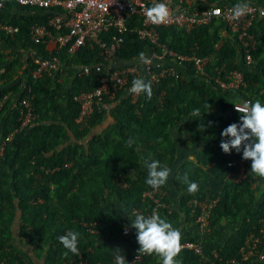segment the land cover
<instances>
[{"label": "trees", "instance_id": "16d2710c", "mask_svg": "<svg viewBox=\"0 0 264 264\" xmlns=\"http://www.w3.org/2000/svg\"><path fill=\"white\" fill-rule=\"evenodd\" d=\"M255 1L264 9V0ZM209 2L234 6L240 0ZM50 16L45 10L20 8L12 0H5L0 9V23L17 27L19 32L12 39L0 33V38L34 49L29 29L33 24H46ZM126 23L124 42L115 55L121 62L138 59L139 53L146 54L149 49L146 43L137 41L133 32L140 26L138 18L130 17ZM212 28L211 24L190 33L176 28L158 30L159 42L177 54H190L189 50L196 46L197 56L209 60L206 71L211 83L198 78L191 66L182 67L177 76L164 79L156 89L152 88L151 99L143 93L132 104L124 92H119L115 106L108 113L95 109L85 125L75 122L79 105L72 97L93 91L105 77L104 69L97 72L93 68L103 63L97 47L86 44L72 56L65 49L53 52L64 65L35 81L30 78L33 66L29 65L26 87L30 93L27 89L21 94L15 89L14 93L17 102L24 97L29 99L36 117L34 125L6 143V137L20 126V116L17 105L9 110V100L0 107V264H35L43 253V264L81 261L113 264L116 254L125 256L127 262L132 259L138 252L121 244L123 225L111 215L107 202L115 196L129 212L152 205L141 198L143 192L152 188L146 183L147 176L131 175L140 173L141 153L172 170L171 182L178 191L186 193L181 203L186 219L194 222L197 215H190L186 207L191 199L208 203L219 200L211 212L210 230L228 222L234 223L233 230L224 243L214 242L211 233L205 237L204 254L211 262L215 260L214 253L223 261L238 258L246 238L257 233L259 222L264 221V177L251 173V161L242 159V150L223 152L221 133L230 124L240 122V114L232 108L234 104L256 100L264 104V18L253 22L249 30L257 44L251 51L253 63L249 66L242 59L241 45L234 43L233 38L225 39L222 47L214 49ZM37 54L50 58L41 47ZM16 65L0 53V83L12 77ZM79 66L92 69L89 74L79 76ZM220 66L225 71L241 72L246 88L220 91L212 80L216 75L214 68ZM160 91L164 96L158 103L156 97ZM4 94L6 91L0 92V103ZM108 117L112 122L105 134L91 139V129L104 124ZM185 121L188 137L186 134L182 141L178 128ZM129 139L133 141L131 146ZM185 143L198 146L194 154L196 163L178 165L179 148H184ZM234 160L242 161L246 179L239 184H227L223 182L228 170L226 164ZM211 163L214 165L210 166ZM66 164L70 166L64 167ZM185 174L190 182L199 185L196 193L189 194L188 185L180 179ZM118 178H123L128 187L119 186L115 182ZM159 189L164 191L166 186ZM103 203L107 204L106 210H101ZM158 213L173 225L178 221V215L166 208ZM92 224L96 233L88 230ZM16 230L18 243H24L32 254L16 244L13 238ZM70 230L80 234L79 255L65 249L58 239ZM197 238L188 235L181 243L194 242ZM176 259L180 264H201L198 256L186 250ZM139 264H162V261L155 254L144 255Z\"/></svg>", "mask_w": 264, "mask_h": 264}, {"label": "built area", "instance_id": "2783aa9c", "mask_svg": "<svg viewBox=\"0 0 264 264\" xmlns=\"http://www.w3.org/2000/svg\"><path fill=\"white\" fill-rule=\"evenodd\" d=\"M5 0H0V9L3 8ZM15 6L23 8L59 10L48 19L47 25L54 28L58 34L52 36L44 26L34 25L29 29L30 41L39 45L44 39L54 40L60 50L65 49L67 54L73 55L82 46L89 44L90 47H97L99 56L103 63L93 66L95 71L105 70V77L100 80V85L91 92L80 93L72 97L73 101L79 105V115L75 122L85 125L91 118L94 110H105L109 112L117 102L119 92H124L126 98L132 104L139 100L140 95L131 94L129 89L135 78L142 77L146 82L151 83V87L156 89L162 80L171 76H177L179 68L191 66L195 75L203 80H208L209 75L206 71L208 59L199 57L196 49L191 50L188 55H180L169 50L164 44L159 42L158 30L163 28H176L186 33L203 27L213 25L215 20H222L227 33L236 43L241 45L242 59L245 65L253 63L251 51L256 48L254 36L249 32L251 25L256 20L264 18V9L255 0H246L249 4L248 14L233 19L231 10L233 6L227 4H214L204 9L194 11H184L180 6H174L172 0H12ZM156 3H166L171 12V18L164 24H153L146 17L148 8ZM130 17L138 18L140 26L133 32L139 42L146 43L149 47L145 54L151 59V63L144 65L138 59L129 62L117 61L115 55L124 42V35L127 32V19ZM63 31V32H62ZM17 27L0 23V33L12 39L18 34ZM108 37L107 39H104ZM33 69L30 72L32 80L40 79L44 74L51 75L58 69L59 61L57 58H43L34 56L31 60ZM92 69V68H91ZM87 66L77 67L78 75H87L90 70ZM212 80L216 87L222 91H243L246 82L243 75L237 70L225 71L224 67H215ZM23 89H27L25 86ZM30 93V90H28ZM27 93V94H28ZM164 95L163 91L158 94V99ZM243 103V102H242ZM234 104L233 110L236 111ZM19 111L20 126L10 133L5 142H10L13 136L31 128L35 122L29 99L24 97L17 103ZM2 150V149H1ZM0 150V151H1ZM231 166V164H228ZM66 164L64 167L68 168ZM115 182L123 189L127 188V183L122 179H115ZM166 194L161 189H149L142 194V201H151L144 209H133L131 215L142 214L148 217L155 210L159 212L165 205L163 200ZM215 202H198L195 199L190 201L187 206L190 215L196 214L195 226L197 228V239L194 242H182V250L192 252L200 258L201 264H264V221L259 222L257 233L250 234L243 246L239 250L238 258L221 260L217 254H213L215 259L211 262L204 254L202 240L209 235L210 216ZM94 224L89 226L91 233H96L92 229ZM85 227H88L85 225ZM138 252V251H137ZM118 254L115 255V257ZM145 254L137 253L127 264H139ZM114 257V258H115ZM126 259V258H125ZM79 264H87L81 261ZM100 264V263H98ZM116 264V260H113Z\"/></svg>", "mask_w": 264, "mask_h": 264}, {"label": "clouds", "instance_id": "9594fccd", "mask_svg": "<svg viewBox=\"0 0 264 264\" xmlns=\"http://www.w3.org/2000/svg\"><path fill=\"white\" fill-rule=\"evenodd\" d=\"M248 12L249 4L246 0H240L231 10L233 19H239L248 14ZM146 17L151 23L159 25L167 23L170 20L171 12L166 3H156L154 6L147 9ZM138 60L144 65L151 63V59L147 57L144 52L139 53ZM207 82L211 83L208 80ZM129 92L135 95L144 93L148 99H151V83L146 82L142 77L135 78L132 81ZM158 97L157 95V102ZM240 103L239 105H235V112L240 114V122L232 123L222 131L221 136L224 139L221 141L220 147L226 154H229L232 149H235L237 152H241L242 150V159L251 161V173L259 177H264V104H262L260 100ZM132 143L133 141L129 139L128 144L131 146ZM141 159L148 172L146 183L153 189H159L161 186L165 185L172 170L166 166H162L158 160H150L143 157ZM188 159L194 160V157L189 156ZM236 161L237 160L227 163L226 167H232L234 171H236L234 166ZM228 164H231V166ZM180 179L188 185L187 190L189 194H194L199 190V185L196 182H190L186 174ZM166 198L167 195L165 199ZM192 200L194 199L190 201ZM218 201L219 200L213 201L215 202L214 207L217 205ZM187 208L189 209L188 206ZM130 225L136 230V239L140 246L138 250L139 253L145 255L155 254L161 258L162 264H180V261L176 258L182 251V234L181 231L173 227V224L166 218H162L159 213L154 210L148 217L142 214H135V219ZM125 234H127V231ZM79 237V232L70 230L58 239L65 249L74 255H79ZM115 260L116 264H127L125 256L117 255Z\"/></svg>", "mask_w": 264, "mask_h": 264}, {"label": "crops", "instance_id": "0c3cea01", "mask_svg": "<svg viewBox=\"0 0 264 264\" xmlns=\"http://www.w3.org/2000/svg\"><path fill=\"white\" fill-rule=\"evenodd\" d=\"M174 6H180L184 11H194L197 10L199 6L206 8L209 7L215 3L209 2V0H172ZM45 13H51V18L55 13H60L59 11H50V10H45ZM48 18V19H49ZM48 22V20H47ZM46 24L44 25H38V24H33L38 25V26H44L52 36H55L58 34L54 28H51ZM32 27V26H31ZM30 27V28H31ZM63 32V31H62ZM212 35L214 36V49H218L222 47L223 41L227 38L232 39V37L227 33L226 27L222 20H215V23L213 24V28L211 29ZM217 35V36H216ZM234 42V39H233ZM235 43V42H234ZM34 45V44H33ZM35 48L32 49V47H23L21 44H11V42H6L3 41V39L0 38V53L6 56L8 61L11 63H16V67L14 68V72L11 71L12 77L6 81V82H1L0 83V92L1 91H6V94H4V97L2 98V101L0 103V107L2 106L3 102L6 100L11 102L9 104V110L13 109L17 105V100L15 97L16 94L14 93V90L17 89V93L21 94V91H23L24 87L28 83L29 79V72H30V66H33L31 60L34 56H39L37 54V49L38 47L43 48L44 51L48 52L49 57L53 56V52H59V48L57 44L55 43L54 40H49V39H44V42L42 44L34 45ZM33 46V47H34ZM37 46V47H36ZM95 47V46H93ZM92 47V48H93ZM196 46H194V49ZM169 49V48H168ZM192 49V50H194ZM191 53V50H189ZM183 55H188V54H183ZM41 56V55H40ZM207 58V57H206ZM208 59V58H207ZM209 61V60H208ZM64 64H61L59 61L58 68L62 67ZM178 70V69H177ZM179 71V70H178ZM64 78L60 79V82L63 81ZM126 97V95H125ZM240 103V102H237ZM9 112H7L8 114ZM109 120V117L107 118ZM106 120V121H107ZM181 133V132H180ZM182 141L184 140L183 138L186 137L185 134H180ZM196 145H187L186 143L184 144V148H179V164L183 163H196L195 160H189V156H193L195 154ZM141 157L145 159H150V155H147L145 153H141ZM151 160V159H150ZM176 165V167L178 166ZM214 164H210V166H213ZM235 170L230 167L227 168L226 176L223 179V182H226L227 184H239L243 182L246 179L245 176V167L242 163V161H236L235 162ZM207 169H204L206 171ZM145 175L147 176L148 172L147 169L145 168L143 161H142V167L140 170V173L138 175ZM136 175V174H135ZM171 176V175H170ZM170 176L168 178L167 183L165 184L166 186V193H167V203L165 204V208L169 210L170 213L174 215H178V221L176 222L173 227L179 229L182 234V239L186 238L188 235L190 237L192 236L193 239L197 236V228L194 224V222H191L190 219H186V214L182 210L181 203L182 199L185 196L186 193L178 191V189L173 185V183L170 180ZM136 177V176H135ZM171 182V183H170ZM110 211L112 210L114 215L116 216V220L120 222L123 225V232H124V237L121 241V244H124L128 248L138 251L139 250V244L136 239V230L131 227L132 221L135 219L131 215V211L129 212L127 209H125L122 204L119 202V200L116 197H112L111 200H108L107 202ZM187 207V204H186ZM234 223H222L218 224L215 226V229L211 232V238L214 242L217 243H224L226 240V237L229 235V233L232 232L233 230ZM127 231V234L125 232ZM30 252V251H29ZM32 253V252H31ZM159 260L161 258L158 256Z\"/></svg>", "mask_w": 264, "mask_h": 264}, {"label": "rangeland", "instance_id": "374dc122", "mask_svg": "<svg viewBox=\"0 0 264 264\" xmlns=\"http://www.w3.org/2000/svg\"><path fill=\"white\" fill-rule=\"evenodd\" d=\"M223 66V65H222ZM221 67V66H220ZM160 101L161 100H159L158 99V102L160 103ZM157 106V105H156ZM111 119L109 118V120H107L104 124H102L101 126H97V127H95V128H93V129H91V134H90V136H91V139H94V138H97V137H102L104 134H105V132H106V130L108 129V125H110L111 124ZM189 124V123H188ZM188 125H187V121H185V123H183L178 129H179V132H181V134H187V137H188V133H187V127ZM192 139L193 138H189V142H191L192 141ZM189 145V144H188ZM146 168V167H145ZM147 169V168H146ZM136 174V175H135ZM131 175L133 176V177H135V176H139L138 175V173H135V172H133V173H131ZM123 179V178H122ZM171 179H173V177H171L170 178V180L169 181H171ZM171 183V182H170ZM165 186V185H164ZM256 186V184H253V187H255ZM162 191H163V189H162ZM166 195H167V193H166V190H164L163 191ZM115 197V196H114ZM112 198V197H111ZM109 200H111V199H109ZM101 210H106V208H107V204H105V203H103V204H101ZM111 207V206H110ZM110 213H111V215L114 217V218H116V216L114 215V213H113V211L111 210L110 211ZM17 230L13 233V238H14V240L16 241V244H20V243H18L19 242V240H18V238H17ZM19 246H21V247H23V250H25L26 252H29V249L27 248V247H24V243H22V244H20ZM30 253V252H29ZM30 254H32V253H30ZM44 254L45 253H43L42 255H40L36 260H35V264H43L44 263V260H43V256H44Z\"/></svg>", "mask_w": 264, "mask_h": 264}]
</instances>
